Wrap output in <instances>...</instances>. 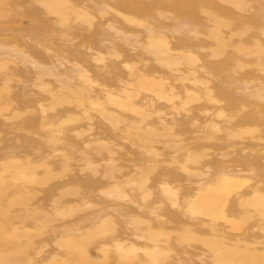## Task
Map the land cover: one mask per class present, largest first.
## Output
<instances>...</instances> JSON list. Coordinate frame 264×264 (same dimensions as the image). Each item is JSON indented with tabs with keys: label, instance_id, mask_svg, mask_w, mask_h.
<instances>
[{
	"label": "rangeland",
	"instance_id": "rangeland-1",
	"mask_svg": "<svg viewBox=\"0 0 264 264\" xmlns=\"http://www.w3.org/2000/svg\"><path fill=\"white\" fill-rule=\"evenodd\" d=\"M0 264H264V0H0Z\"/></svg>",
	"mask_w": 264,
	"mask_h": 264
}]
</instances>
